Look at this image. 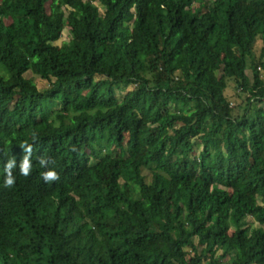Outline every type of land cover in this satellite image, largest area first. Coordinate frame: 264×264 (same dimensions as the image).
<instances>
[{
    "label": "trees",
    "instance_id": "1",
    "mask_svg": "<svg viewBox=\"0 0 264 264\" xmlns=\"http://www.w3.org/2000/svg\"><path fill=\"white\" fill-rule=\"evenodd\" d=\"M49 1L0 0V264H264V0Z\"/></svg>",
    "mask_w": 264,
    "mask_h": 264
},
{
    "label": "rangeland",
    "instance_id": "2",
    "mask_svg": "<svg viewBox=\"0 0 264 264\" xmlns=\"http://www.w3.org/2000/svg\"><path fill=\"white\" fill-rule=\"evenodd\" d=\"M100 9L102 12H104V8L101 6V4L95 0L94 2ZM57 5V0H51L48 2L47 4V10L48 12H53L55 7ZM134 19V16L131 18L130 22L128 23H131L132 20ZM71 39V36H70V30L69 28H66L63 32V35L61 37V39L54 43L55 45L57 46H62L64 43H68ZM260 50H261V42H258L257 44V47H256V53L257 55H259L260 53ZM1 66V65H0ZM3 67V66H1ZM0 67V71L2 72V74H4L5 76H7V71L3 68ZM247 75L251 77V72L250 71H247ZM26 78L28 79H32L34 80V82L36 83V85L38 86V88L40 90H46L48 87H49V84L48 82L38 78V77H35L31 72H29L27 75H26ZM238 90L236 89V85L234 83V81H229V88L227 90V95L230 99V101L232 102V105L233 106H243L245 105V100H246V97L247 95H244V94H240L241 96L238 97V94H237ZM173 108V107H172ZM253 112L255 111V109L252 110ZM63 113H67L65 110H62ZM201 146L200 145H197L196 148H195V154L198 155L200 152H201ZM145 174L147 176V180L149 182H151L152 180V175L151 173H149L148 171H145ZM218 183H220V181H218ZM247 223L250 227L252 228H256V227H259V224L254 220V219H247Z\"/></svg>",
    "mask_w": 264,
    "mask_h": 264
},
{
    "label": "clouds",
    "instance_id": "3",
    "mask_svg": "<svg viewBox=\"0 0 264 264\" xmlns=\"http://www.w3.org/2000/svg\"><path fill=\"white\" fill-rule=\"evenodd\" d=\"M21 149L24 150V155L22 157V160L19 164V172L22 176L28 177L31 174L32 164H31V158H32V146L28 144L27 142L21 144ZM39 164L42 168H47L49 164V160L44 157H40ZM17 166V162L15 158H11L8 160V162L5 165V172L6 176L4 178V187L11 188L15 184V177L12 174V169H14ZM41 176L43 180L46 183L53 182L59 180V175L54 170H47L43 173H41Z\"/></svg>",
    "mask_w": 264,
    "mask_h": 264
}]
</instances>
